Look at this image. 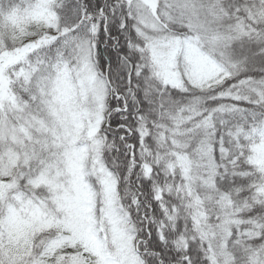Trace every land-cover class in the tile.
Listing matches in <instances>:
<instances>
[{
	"label": "snow or ice",
	"instance_id": "6c2138e0",
	"mask_svg": "<svg viewBox=\"0 0 264 264\" xmlns=\"http://www.w3.org/2000/svg\"><path fill=\"white\" fill-rule=\"evenodd\" d=\"M0 264H264V0H0Z\"/></svg>",
	"mask_w": 264,
	"mask_h": 264
}]
</instances>
